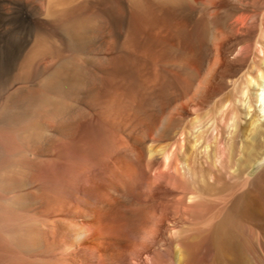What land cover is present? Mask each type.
Wrapping results in <instances>:
<instances>
[{
	"label": "bare ground",
	"instance_id": "6f19581e",
	"mask_svg": "<svg viewBox=\"0 0 264 264\" xmlns=\"http://www.w3.org/2000/svg\"><path fill=\"white\" fill-rule=\"evenodd\" d=\"M112 2L115 12L113 16L117 23V57L123 66L122 69H129L132 64L129 70H132V76L141 78L148 86H152L154 82L157 84V80L162 76L178 83L187 80L188 84H185V88L169 104L174 102L175 105L185 96L187 98L191 87H194L198 100L197 105L191 108L196 111H203L202 104L210 103L216 95H221L209 111V114L214 115L212 136L217 139L218 144L214 149L216 151H197L196 169L199 175H195L194 169L187 166L185 159H188L186 148L189 139L184 127L187 111L179 103L175 105L173 114L166 118L161 131L153 140L158 143L160 149H148L149 131L152 128L150 119L143 118L145 126L141 128L138 122L132 120L116 117L111 120L114 115L110 114L109 118L107 111L95 108L94 94L98 74L95 72L96 76L92 82V73L87 67L70 62L56 71L52 79L46 80V87L54 88L58 97H45L43 102H50L48 109L54 110L60 117L58 128L55 131H46L35 124L26 129L27 137L39 138L40 145L35 147L36 152L27 153V160L20 173L24 176L30 173L35 155L49 154L52 142L56 140L65 141L63 146L70 152L68 189L73 192L78 183H99L93 173L99 169L104 173L107 187L111 191L108 193L112 195L116 193L117 183L128 187L135 177H146L151 172L154 176L153 179L151 177L152 184L164 183L171 190L163 192L160 206H157L154 200L143 203L144 201L139 202L127 197L118 207L98 204L92 208L100 213L119 215L141 239V250L130 252V258L142 264H155L149 239L156 236V233L154 235L151 231V222L158 227L156 238L163 236L160 227L164 221L159 219L158 214H165L170 210L174 215L189 222L171 234V238L178 241L176 247L170 246V254L173 255L175 264H229V253H232L230 249L235 245L229 247L234 241L233 230L239 227L237 224L243 223L248 213V203L245 201L248 197L239 195V189H242V184L245 183L239 181V176L234 173L235 167H244L250 163L261 165L264 162V155L259 156L262 148L261 138L264 135L260 111L261 105L264 104V0ZM84 12L86 16L73 19L75 22L67 29L71 44L81 50L89 48L95 41L97 31L100 29L104 32L105 26H108L106 22L108 24L110 19L111 22L115 19L111 18L112 13H104V7H98L90 0H0V102L8 83L9 70L15 67L16 60L23 52L32 61L53 54V49L48 54L45 53L44 48L34 39L33 31L38 19L46 17L60 23ZM189 33H202L204 49L201 55L185 50V40ZM33 39L35 44L31 45ZM109 59L104 60L109 62ZM204 63H207V71L203 75L204 85H199V82L196 85L198 74L195 66L201 67ZM135 64L138 69L134 72ZM121 73L123 75V72ZM208 85H214L215 89L207 90ZM18 90L1 103L3 105L6 102L11 112L19 106L27 108L32 104L31 97L25 94L21 96ZM83 92L86 94L83 101L90 103L89 107H84L80 102V94ZM68 95L69 102L66 101ZM147 102L148 105H154L159 99L151 98ZM123 106L125 107L124 104ZM238 113H241L245 120L241 129L233 131L231 136L229 131L234 126V121H237L235 117ZM93 114L96 119L84 121ZM227 133L231 136L229 139L233 140L228 142L230 144L224 141V138L229 136ZM16 143L20 145L21 141L16 140ZM238 147L244 150L243 158L239 157L243 152L239 153L241 149ZM257 157L259 158L256 159ZM23 180L19 186L21 188L29 185L28 179ZM3 191L13 192V189L5 187ZM19 197L22 201L13 198L14 200L0 202L10 205L16 213L26 201L31 204L38 201L28 192H21ZM45 197L51 200L54 198L52 195ZM72 203L73 201L70 204L68 202L69 206ZM4 208H0L1 213L8 209ZM92 209L85 211L87 215H92ZM11 211L9 212L12 216ZM73 228L69 243L71 246L82 241L87 233L82 224ZM125 237L108 239L109 248L102 253L105 264H130L127 257L117 259L116 250L131 240Z\"/></svg>",
	"mask_w": 264,
	"mask_h": 264
},
{
	"label": "rangeland",
	"instance_id": "374dc122",
	"mask_svg": "<svg viewBox=\"0 0 264 264\" xmlns=\"http://www.w3.org/2000/svg\"><path fill=\"white\" fill-rule=\"evenodd\" d=\"M90 1L98 7H104V13H112L111 18H115L113 0ZM85 13L72 16L60 23L46 17L38 19L33 31L34 39L37 40L40 47L44 48L45 53L48 54L53 49V54L44 59L32 61L23 52L16 60L15 67L9 70L8 83L0 102V200L7 201L15 198L22 201L19 197L21 192H28L31 193L32 197H36L38 201L32 202L33 205L26 201L23 206L28 205V207L24 208L22 206L23 209L16 210V213L10 205L0 202V208L9 209L5 213L0 212V246L2 247H0V264H65L66 262L67 264H105L102 253L109 248L108 239L116 237L124 239L125 236L126 239L130 238L131 240H128L127 244L125 243L126 245L124 244L122 248L116 250L117 259L127 257L130 264H142V262H134V259L130 258V252L141 250L142 241L132 232L127 222L125 221V223L119 215L113 216L100 213L95 209L93 211L92 208L98 204H111L110 206L118 207L120 203L125 202L127 197H132L131 199L139 202L144 201L143 203L154 200L156 205L160 206L163 192L171 191L164 183L152 184L151 181L154 176L149 172L147 178L141 177L142 175L135 177L128 187H124L122 183H117L116 193L112 195L108 193L111 191L107 187L104 173L99 169L93 172L96 174L99 183L90 185L78 183L76 190L73 192L68 189L71 171L68 164L70 152L63 146L65 143L63 140L52 142L49 154L35 155L36 159L32 162L33 169L30 173L26 176L20 173V169L27 160V153L36 152L35 147L40 145L39 138L29 139L27 137L28 132L26 129L35 124L43 127L46 131H55L58 128L60 117L54 110L48 109L50 102H43L45 97L54 99L58 97L54 88L48 89L46 87V80L48 78L52 79L56 71L61 67H66L70 62L80 63L87 67L92 73V82H94L96 76L95 72L98 74L94 94L95 108L99 107L100 110L107 111L106 114L109 118L114 115L110 118L111 120H114L115 117L122 118V120H132L138 122L137 124L141 128L144 125L143 118L145 120L150 119L152 128L149 131L148 149H160L158 143L153 140L157 137V133L161 131L166 118L173 114L175 105L179 103L187 111V120L184 124L189 139L186 148L188 159H185L187 166L194 169L195 175H199L200 173L196 169L197 151L212 153L216 151L214 149L218 144L216 143L217 139L212 136L214 115L209 114V111L213 109L221 95H216L210 103L205 102V105L202 104L204 106L203 111H196L193 108L194 105H197L198 100L195 96L194 87H191L192 92L189 90L187 98L185 96L180 102L175 101V105L174 102L169 104L185 88L188 81L178 83L162 76L157 80V84L154 82L152 86H148L143 83L141 78L132 76V70L129 71L132 64L129 69H122L123 66L117 57L116 18L112 19V22L110 19L108 24L106 22L108 26H105L104 32L100 29L97 31L95 41L89 48L81 50L71 44L67 34L68 26L75 22L73 19L85 17ZM34 39L31 45L35 44ZM184 48L188 53L201 55L204 49L202 33H189ZM80 57H84V59ZM105 58H110L109 62L105 61ZM206 64H202L201 67L199 65L195 66L198 74L196 85L198 82L199 85H204L203 75L207 71ZM137 69V64L133 65V71L135 72ZM121 72H123V75ZM206 88L209 91L215 89L214 85H208ZM17 89H19L18 92L21 93V96L23 94L30 96L32 104L27 108L19 106L12 109L11 112V110H8L9 107H7L6 102L3 105L1 103L3 100L7 101ZM80 96L81 104H84V107H89L90 103L83 101L86 94L83 92ZM67 97L66 101L69 102V95ZM151 98L159 99V102L148 105L147 101ZM263 106L264 104L261 105L260 111L264 127ZM94 115L84 119V121L96 119L97 117H94ZM237 117H235L237 121H234L235 124L229 131L231 136L233 131L241 129L242 122L245 120L241 113H238ZM229 134L227 133V135ZM230 135L224 138L227 143L233 141L229 139L231 138ZM226 138L228 139L226 140ZM16 140L21 141L20 145L16 143ZM261 142L262 148L259 156L264 155V135ZM238 149H241L239 153L243 152V155L240 154L239 157L243 158V148L238 147ZM250 164H246V167L236 166L234 170V173L239 176V181L245 183L242 184V186L244 185L241 187L242 189H239L241 192H239V195L248 197L245 201L248 203L247 215L250 216L249 218L247 215L245 216L243 226L242 224H237L240 228L235 226L239 230L238 228L233 230V233H235L234 241L230 243L229 247L235 245L230 249L232 253H229V264H264V162L261 165ZM23 178L28 179L29 185L21 188L19 186L23 183ZM5 187L12 188L13 192L3 191ZM12 195H15V197ZM45 195H52L54 198L51 200L49 199L51 196L48 198ZM72 201L73 205L69 206ZM10 209H13L14 212ZM87 209H92V215H87L85 212ZM9 211H11L12 216ZM158 215L159 219L164 221L160 227L163 236L160 235L156 238L158 227L154 222H151V231L154 235L156 233V236L149 239L153 261L155 264H175L173 255L170 254V246L176 247L178 241L173 240L171 234L175 230L182 229L189 222L181 219L178 215H174L170 210L165 214ZM78 224L85 226L87 233L82 241L71 246L69 244L71 233H73V227Z\"/></svg>",
	"mask_w": 264,
	"mask_h": 264
}]
</instances>
